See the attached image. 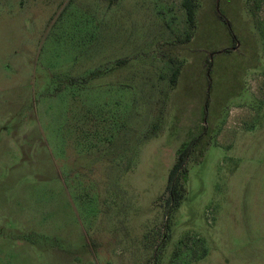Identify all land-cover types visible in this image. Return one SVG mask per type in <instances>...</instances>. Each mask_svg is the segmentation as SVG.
Listing matches in <instances>:
<instances>
[{"label":"rangeland","instance_id":"374dc122","mask_svg":"<svg viewBox=\"0 0 264 264\" xmlns=\"http://www.w3.org/2000/svg\"><path fill=\"white\" fill-rule=\"evenodd\" d=\"M193 1L0 0V264H251L264 0Z\"/></svg>","mask_w":264,"mask_h":264},{"label":"trees","instance_id":"16d2710c","mask_svg":"<svg viewBox=\"0 0 264 264\" xmlns=\"http://www.w3.org/2000/svg\"><path fill=\"white\" fill-rule=\"evenodd\" d=\"M183 6L186 9L188 21L191 26L196 24V3L193 0H183ZM222 18H224L222 16ZM192 39L191 35L186 37V41ZM181 74V69L176 68L170 78L172 85H177L179 76ZM209 102H206V107H208ZM201 137L194 139L189 145L185 146L178 154L176 163L173 165L169 176L166 191L163 197H165V219L167 221L165 227L169 229V222L171 219V214L180 207L182 201L184 200L187 188H186V178H187V161L190 155V151L193 146L200 142ZM165 242V239H162Z\"/></svg>","mask_w":264,"mask_h":264},{"label":"crops","instance_id":"0c3cea01","mask_svg":"<svg viewBox=\"0 0 264 264\" xmlns=\"http://www.w3.org/2000/svg\"><path fill=\"white\" fill-rule=\"evenodd\" d=\"M248 260L251 264H264V242L260 246L254 244Z\"/></svg>","mask_w":264,"mask_h":264}]
</instances>
